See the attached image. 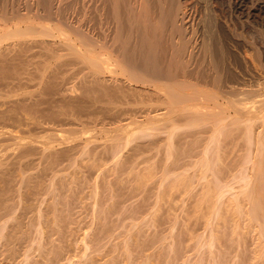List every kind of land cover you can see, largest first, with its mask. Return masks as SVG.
Wrapping results in <instances>:
<instances>
[{
    "label": "rangeland",
    "instance_id": "rangeland-1",
    "mask_svg": "<svg viewBox=\"0 0 264 264\" xmlns=\"http://www.w3.org/2000/svg\"><path fill=\"white\" fill-rule=\"evenodd\" d=\"M12 1L13 0L0 1V22H2V19L5 16H3L5 11L7 17H10V14L13 15V11L15 10H19L21 11V13L25 14V6H27V3H29L30 1V4H32L33 7H36V2H34L35 4H33L32 1L37 0ZM101 1L102 0H55V5L62 6L60 8L61 10L63 9V15L64 13L65 16L68 14L66 17H68L70 21L72 20L71 22L75 26L82 24L81 26L83 30L85 28V31L92 35V37L96 38L94 39L96 42H99L97 46H101L104 45L103 40H105L107 37L108 38L106 41L111 39L110 35L113 31V23L112 21H110L111 19L108 18L112 15L107 12L110 5H108V3L106 4L107 0H103L106 6L108 5L107 7H105L104 2ZM240 1L243 2L244 0ZM247 1L248 0L244 1L245 9ZM59 2H61L62 5L61 3L60 5H57V3L59 4ZM188 2L196 5L193 6V8H197L195 11L199 15L201 14L200 16L196 14V16L199 18H197V21H202V24L199 23V43L201 44L200 49H202L204 44L202 42L204 40L201 41V39H205L202 34L205 31H209L210 29L208 28L209 25H206L208 23H204V21L206 20V17L209 16H207V13H209L208 10L211 11V9L215 10L214 13L217 14V17L222 19L223 22H227L226 24L230 29L235 30L238 35H243L245 39L247 37L246 40H249L250 36H252L255 32L253 37L256 38V47H264V0H254L256 5V17H254L250 21H248L246 18H243V23L245 21H248V25H245L247 29L245 28L243 23L242 26L241 23L238 24L236 21H234L235 18H232L231 14H229L231 17L225 14L224 18V14L220 11V5L223 3L226 4V7H228L227 4H229V0H206V3H203L204 0H188ZM12 4H15V8H18L11 10L14 7ZM204 5H207V7H205ZM98 7L101 8L98 9ZM7 12L9 13V15ZM104 13H106L107 15L105 14V16ZM81 20L82 23H80ZM106 21L107 23H105ZM96 24H99V26H97ZM247 31H253V34L250 32L249 34ZM101 32L104 34V36ZM243 39L240 37V39H238V42L242 47L241 49H243V51H246L248 45H246L245 43L243 44V42H245ZM96 42L94 43L97 44ZM109 42L110 41H108V43ZM48 44L50 43H47V45ZM110 44H106L107 47H109ZM50 45L51 47H53L52 49ZM50 45L47 46L49 47V49H44L45 45L43 46L41 44H37V47H35V45L33 47L32 44H30V49H28V45H24L20 50V47L17 48L18 46H8L10 47L8 49L7 47H4L7 50L0 49V109L2 110H0V116H3H1L2 118H0L2 121L3 119H5L4 115H7V119L8 117H10V119L5 120L9 121V123L11 120H14L10 123L11 125H8V128H5L7 127L6 121L3 120L4 123L2 122L1 124H5V127L3 126L4 130L11 129L17 134H19L22 130L21 133H29V137H31V135H33L32 137H40L41 135L44 136L47 134L44 137H51V140L53 139L55 141H59L60 138L57 134L60 135L61 132L62 135L70 136L72 138H76L79 136L84 137L86 131L88 133L89 131L91 132L93 130V126L94 130H98L103 127H100V125L103 124L102 122L99 125V121L101 120V113L99 115L96 114L95 116L93 112L94 110H98L95 108H100V106L102 105V107H104L105 105L101 102V93L98 94V90L95 92H97L96 94L100 96L99 98H97V101L101 98L99 100L101 102V105L98 106V104L100 103L99 101L97 105V101H94V98L98 97L94 93V89L96 90V88H99V86L102 88V84L106 86L104 83V79H102L103 81H101L100 79V82H98V86L97 82H95L98 78H96L95 80V78H92L93 75H91V73L94 74V71H92L93 69L90 67L86 68V65L78 63L80 61L76 58L75 60L77 61V63L74 62L73 58L72 63L70 61L71 58L68 57L67 59H69V63H63L64 61H62V58L66 57L63 56L61 58L62 60H59V63L57 64L56 62L58 61V58L55 62L54 60L56 58L54 59L50 55L53 49H55V46H53L52 44ZM25 46H27V49L25 48ZM2 50L4 52H2ZM22 50L24 54L23 52H20ZM49 50L50 53L47 52ZM38 51H41L40 55L42 54V58L39 57ZM32 52H34V55L38 53L36 55V59L33 58L35 57L33 54H29ZM48 53L50 55L49 57ZM26 54H29L30 56H27ZM43 55H46L48 58L46 59V56L43 57ZM43 58L47 60V62L45 61V64L51 62V65H53L52 68H55L56 71L51 67H49L50 69L46 68V66L44 65V61L41 65L40 61L44 60ZM258 58L259 57H256L257 76L255 88L256 92L258 91L256 94L259 96L260 93H264V59H262L261 62V59ZM37 63H39V68ZM67 63L68 65L70 63H75L77 65L74 64L72 66V64H70L69 67L67 66ZM83 66L86 68L85 70H82L84 69ZM43 67H45L46 69H44ZM72 67H75L74 71ZM88 69H91V73L86 71ZM26 70L28 73L26 72ZM38 70L43 71V73ZM45 70L48 71L46 72ZM23 73H25L26 75ZM75 78H77L78 80H76ZM87 78L89 80H87ZM107 87H109V85H107ZM24 94L25 97H22L24 96ZM258 96H256V99H259L257 98ZM31 102H33V104ZM61 111L64 113H61ZM97 113H99V111H97ZM99 116L100 118L97 121V117ZM89 122L91 123L88 124ZM1 124L0 127H2ZM38 124L40 127L38 126ZM25 128L26 130H24ZM1 129L3 128H0V130ZM70 131H72V133H70ZM50 134L52 136H50ZM54 134H56V137L58 138L54 139ZM25 136L27 137L28 135ZM74 144L76 145L78 144V142ZM75 145L71 146L73 147ZM81 147L82 152L80 149ZM81 147H73L72 152L70 151L72 155L69 154V152L68 154H66L68 156L64 155L65 158H63L64 156H61V158H57V160L53 158L51 159L48 157V153H50V151L46 150L47 152H44L42 154V156H45L46 159L45 157H41V154H37L38 157L37 155H35L28 160L30 161L28 162V164H31H29V166H26V164L22 165L21 163L18 165L16 164L13 167H9V169L7 167L3 169L0 168V216H5V218H10V216L14 217L10 218L9 222L12 221V223L10 222L8 224L6 232L4 231L7 236L3 232L4 234L2 238L4 239H1L0 241V264H264V250L262 251V253H260V250L264 249V247H261V245H263V242L261 244L260 241H263V239L258 234V228L256 229L254 226V229L253 227L251 228L252 222L249 221V218H247L249 217V203L246 199L244 200L245 197H240L241 211L240 209H237L238 206H235V203H227L228 199L226 197L224 198L226 202L222 199L225 203L222 201L218 203V201L214 199L213 192L210 193L212 190L218 191V187H216V184H206L205 186H202L201 184L200 186H198L197 178L195 177V175H197L198 173L194 167V162L197 160L196 158H194L193 162V158L187 157L186 154L184 157L183 152H176L177 154H175L168 163L167 169L171 171L167 170L166 173H164V161L166 158L162 155H156V157L152 155H137L138 157L141 156L140 158L132 155L127 156L130 158L132 157L131 159H128L123 155L118 157L112 155L111 157L109 156V153L104 154L102 153V151L94 149L92 143H90V145H83ZM77 148H79L80 150ZM73 150L75 151L74 153ZM113 157H115V160ZM119 157H121L123 160ZM33 158H35V160ZM186 159L188 162L186 161ZM172 160H174V162ZM189 160H191V162ZM118 161L121 163H119ZM23 163H25V160L23 161ZM114 163L117 165H115ZM185 163H188V166ZM228 163H230L229 165L230 167H232V161H228L226 167H223V165H221L222 175L224 173L226 175L230 174ZM177 166L178 171L176 170ZM14 167H17V170H15ZM29 167H31L32 169ZM170 167H172V169ZM193 167L195 171L193 170ZM188 168L191 169H189L190 172H185V174H187L188 176L183 175L184 172L182 171H185V169L188 170ZM224 168L228 169H225V171L229 172H224ZM5 169L8 172H6ZM180 169L183 170L179 171ZM180 172L182 173L184 178L186 177L185 181H183L184 178L182 177ZM193 172H195V175ZM6 173L8 175H6ZM164 174L165 177L168 175L166 177V180L164 178ZM175 174L177 177L175 176ZM177 174L180 175V177ZM170 175L174 176L169 177ZM168 177L170 180L168 179ZM191 177L194 178V180ZM189 180L192 184L189 182ZM182 181L185 183V185H183L184 183ZM174 185L177 187H175ZM210 185H212L215 189L212 186L211 188L213 189H211L209 187ZM208 192L210 193L209 195ZM206 195L208 196L206 197ZM210 195L211 198L213 197V199H210ZM221 202L222 204L224 203L222 207H220ZM39 214L41 216H39ZM31 215H33L34 217H32ZM20 216L25 223L21 221V219L19 218ZM15 218H19L20 221L16 220ZM18 221L19 223L21 222L20 225L18 224ZM239 221L242 224H240ZM2 222L3 221L0 222V225H2ZM26 224L29 225L26 226ZM42 225L44 229L42 228ZM19 226L21 228H19ZM16 228H18L19 230ZM40 228L42 229L40 230ZM12 229L14 231L16 230L15 232L19 233L20 235L18 234L17 236V233L12 231ZM255 230L258 232L256 233ZM9 231H11L12 234L10 236ZM213 235L215 236V239ZM11 236L12 238H10ZM258 236L259 238H256ZM9 238L10 242L8 244ZM12 239L14 240L13 242L11 241ZM16 239L17 241L15 242ZM258 243L261 245H259Z\"/></svg>",
    "mask_w": 264,
    "mask_h": 264
},
{
    "label": "bare ground",
    "instance_id": "bare-ground-1",
    "mask_svg": "<svg viewBox=\"0 0 264 264\" xmlns=\"http://www.w3.org/2000/svg\"><path fill=\"white\" fill-rule=\"evenodd\" d=\"M244 1L241 2L240 0H229V4H227L228 7L225 6L226 4H223L221 2L222 3L220 5L221 9L220 8L219 9L224 14V18H225V14L226 15L231 14L232 18H235L234 21H236L238 24L241 23L242 26L243 24L244 26L245 25L247 26L248 21L256 17L255 16L256 15V5H255L254 0H248L246 9H245ZM32 2L33 4H35L34 2H36V7H33V5L30 4V1L29 3L26 2L27 6H25L26 7V10H25L26 13L24 12L25 14L21 13V11L19 10H15L13 11L14 12L13 15L10 14V17L9 16L7 17L6 16L7 14L5 11V13L3 14V16L4 15L5 16L3 17L2 22H0V49L7 50L8 48H10L8 46H11V47L18 46L17 48L20 47L19 48L20 50L21 48H23L24 45L29 46L30 44H32L33 47L34 45L35 47H37V44H41L43 46L45 45L44 49L45 48L49 49V47L47 46L52 44L53 46H55V49H53V51L51 50L52 51L51 53H50V50L47 52L50 53L52 58L54 59L56 58V59L55 60L50 59V60H54L56 62L58 58V61L56 62L57 64L59 63V60H62V59H63L62 61H64L63 63H66V62L69 63V59H67L68 57V58H71L70 60L71 62L74 60V62L77 63V61L75 60L76 58L80 61L78 63H82L83 65H86V68L88 67L92 68L93 69L92 71H94V74L91 73L90 71L91 69H88L86 71L91 73V75H93L92 78H95V80L96 78H98L95 81L97 82V84L98 82H100V79L101 81H103L102 79H104V83L106 85L104 86L102 82L101 83L102 88L98 84L99 88H96V90L94 89L95 94L97 92L98 94L101 93L102 99L101 98L100 99H101V102L105 104L104 107H102L103 105L100 106L101 105V102L99 101L100 99H98L100 103L97 101V98H99L100 96L96 94V96L98 97L96 96H95L96 98L93 97L94 101L95 102L97 101L96 105L99 103L98 106H100V108H95V109H98L97 111H99V113H97V111L95 110L93 113L95 116L96 114L99 115L101 113V120L99 121V125L102 122L103 124L100 125V127L101 126L103 127L98 130H94V126H93L94 131L92 130L91 132L89 131L88 133L86 131V134L84 133L85 134L84 137L75 136L76 138L62 135V132H61L60 135L57 134L58 137L60 138L59 141H55L53 139L51 140V137L50 138L44 137L47 134L44 136L41 135L40 137L35 136L36 137L35 138V137H32L33 135L29 137L30 134L27 133V131H26L27 134H25L24 132H23L24 134L21 133L22 132L21 129H20L21 134L20 133L17 134L15 133V131L11 129L4 130L5 124L2 125L1 123L2 122L4 123V121H6L7 127L5 128H8V125H11L10 123L14 120H11L9 123V121L7 120H9L10 117H8L7 119L6 117L7 115H4L5 119L7 120L3 119L4 121L3 120L1 121V118L3 117L1 115L2 117L0 116L1 117L0 124L2 127L0 128H3V129L0 130V168L3 169L7 167L9 169V167H13L16 164L18 165L21 163L22 165L26 164V166H29L30 163L28 164V162L30 161L28 160L31 157L37 154L39 155L41 154L40 155L41 157H45V156H42V154L44 152L46 153L47 152L46 150L50 151V153H48L49 158L51 159L53 158L57 160V158L60 159L61 156L68 154L70 151L72 152L73 147L76 148V146L77 147L78 146L81 147L83 145L86 146L92 143L94 149L102 151V153L104 154L109 153L110 154L109 156L111 157L112 155L115 157L116 156L118 157L121 155H123L124 157L132 156V155L136 157H138L139 155H149V156L152 155L155 157L156 155L165 156L166 159L164 161V173H166V171L169 170L167 168H168V163L170 159L175 154H177L176 152H183L184 157L186 154L187 157L193 158L192 159L193 162H194V158L197 159L194 162L195 163L194 167L198 174L196 173L197 175H195V172L193 173L195 177L197 178L198 186H200L201 184L202 186L203 185L205 186L206 184L209 185L213 183L217 185L216 187H218V191L212 190L210 193L213 192L214 199L217 200L218 203L220 201L224 202L225 201L224 198L226 197L228 199L227 203H235V206L236 205L238 206L237 209H240L241 211L240 197H245L244 200L246 199L250 205L248 209L249 217L247 218H249L250 219L249 221L252 222L251 228L253 226L256 229L258 228L257 229L259 230L258 234L263 239V241L262 240L260 241H261V244L263 242V245L259 243L258 244L261 245V247H264V93H263L264 91L262 92L263 94L260 93V95L258 96L256 94L258 91L256 92V88H255L256 76H257L256 75V60H257L256 57H259L261 59L260 61L262 62V59H264V49H263L264 47L262 46H260L259 48L256 47V41H255L256 38L253 37L255 32L253 34V31L252 32L249 31L250 33L253 34L252 36H250L249 35L250 33L247 31L249 33L248 35L250 36V39L246 40L247 37L245 39L243 35L241 34L238 35V33H236L235 30L230 29L229 26L226 24L227 22L226 23L223 22L222 19L217 17V14L214 13L215 10H212L210 8L211 11L208 10L210 14L207 13V16L208 15L209 16L206 17V20L204 21V23L205 22L208 23L206 25L207 26L209 25L208 28L210 29L209 31H207L208 33L205 31L203 33L204 35L202 34V36H204L205 39L200 38L201 41L204 40L202 41L204 43L203 47L202 49H200L201 44L199 43V33H200L199 23H201L202 21L201 22L197 21L198 17L196 16V14L198 13L195 11L197 8L196 9L195 7L193 8V6H196V5H193L192 3L188 2V0H107L106 4L108 3V5H110L107 12H109L112 15L111 16L112 18L111 17H108V18H110L111 19L110 21H112L113 23L112 25L113 31L110 35L111 39L108 40L111 42V44L110 42L108 43V41H106L108 38L107 37L105 40H103L104 45L100 44L101 46H97L99 42H96L94 40L96 38L92 37V35L86 32L85 28L83 30L81 26L82 24L75 26L71 22L72 20L70 21L69 18L66 17L68 15L67 13H66L67 14L66 16H65V13L63 15V11H62L63 9L61 10L60 8L62 6H56L55 0H37V1H32ZM60 3L61 2H59V4L57 3V5H60ZM203 3H206V0H204ZM106 4L104 5L105 7L108 6V5L106 6ZM204 6L207 7V5H204ZM17 8L18 7L15 8L14 6L13 9L11 10H14ZM100 8L98 7V9ZM105 14L106 13H104V15ZM200 15L198 14V16ZM243 18H246L248 21H245L243 23ZM80 23H82V20ZM105 23H107V21ZM97 26H99V24ZM206 30H207V27H206ZM240 37L242 39L244 38L243 40L245 42H243V44L245 43L246 45H248V48L246 49V51H243V49H241L242 47L238 42L239 41L238 39H240ZM94 42H96L97 44H95ZM47 43H50V44L47 45ZM4 44L7 46H5ZM106 44H110V46L108 45L109 47H107ZM4 47H7V49ZM26 47L27 46H25V48ZM52 48L53 47H51V49ZM28 49H30V46ZM3 50L2 52H4ZM23 50L20 52H23ZM40 52L38 51L39 57H41L42 55V54L40 55ZM47 52H46V55H47ZM33 53L34 52L29 53V54L32 55ZM38 53H36V55ZM49 53H48V57L50 56ZM256 53H257V56H256ZM36 55H34L35 56L33 57L34 59H36ZM45 56L43 55V57ZM63 56H66V57H63ZM48 57L46 56L45 58L47 59ZM46 59L40 61L41 65L44 61V65L46 66V68H49V67L52 68L53 65H51V62L48 61L49 63L45 64V61L47 62ZM64 59L68 61H65ZM55 62H54V65H55ZM68 63H67V66H69L73 62L70 63L69 65ZM38 64L39 63H37V65ZM74 64H72V66ZM39 67L40 66L38 65V68ZM43 68L46 69L45 67ZM74 68H73V71L75 70ZM83 68L84 69L82 70L86 69L84 66ZM263 68H264V65H263ZM52 69H55V68H52ZM48 70H45V71L47 72ZM40 72L43 73V71H40ZM41 75H44V74H41ZM75 79L78 80L77 78ZM87 80L89 79L87 78ZM105 80H108V81H105ZM107 85H109V87H107ZM256 96H258L257 98L259 99H256ZM22 97H25V94ZM31 103L33 104V102ZM61 113H64V112L61 111ZM99 118L100 116L97 117V121ZM90 123L91 122H89L88 124ZM83 129H84V125H83ZM24 130H26V128ZM70 133H72V131H70ZM25 135H28V136L26 137ZM57 135L54 134L53 136L54 139L58 138L56 137ZM50 136L52 135L50 134ZM77 142L78 144L75 145L74 143H77ZM71 145H75V146L72 147ZM80 149L82 152V147ZM71 152L69 154H71ZM74 152L75 151L73 150V153ZM115 157H113L114 160H115ZM63 158H65V156ZM119 158L122 159L121 157ZM127 158L129 159L130 157H127ZM33 159L35 160V158ZM24 160H25V163H23ZM172 161L174 162V160ZM189 161L191 162V160ZM228 161H232L231 163L232 167H230L229 165L230 163H228L229 168H230V174L226 175L224 173L225 175L224 174L222 175L221 165H223V167L224 166L226 167ZM105 164H106V160H105ZM17 167L16 168L14 167V169L17 170ZM172 167L170 168L172 169ZM194 167H193V170H194ZM190 168H188V170H186L187 169L186 168L185 171H182L184 169L183 168L182 170L180 169L179 171L184 172L183 175H187L185 174V172L186 171L190 172L191 170ZM177 169H178V166L176 170ZM225 169L226 168H224V172H229V171H225ZM6 172L8 171L6 170ZM11 173H12V170H11ZM6 175L8 174L6 173ZM173 176L170 175L169 177H173ZM178 176L180 177V175ZM166 177L164 174L165 180H166ZM185 178L183 181H185ZM192 179L194 180V178ZM183 185H185V183ZM211 186L212 185H210L209 187L211 188ZM210 193L208 192V195ZM208 195H206V197ZM211 195H210V199H213V197L211 198ZM222 202H221L220 207H222V205L226 201L223 204ZM31 216L34 217L33 215ZM39 216L41 215L39 214ZM10 218H14V217L10 216ZM10 218L9 217L5 218V216H0V222L3 221L2 225H0V241L1 239H4L2 238V236L6 232V229L8 228V224L10 222L12 223V221L9 222ZM19 218L21 219L22 222H24L21 216ZM19 218L18 219L15 218V219L20 221ZM19 221H18V224L20 225L21 222L19 223ZM240 224L242 223L240 222ZM27 225L29 224H26V226ZM19 228L21 227L19 226ZM42 228H43V225H42ZM42 228H40V230ZM12 231L14 230L12 229ZM9 232H10L9 236L12 235L11 231ZM257 232L258 231H256V233ZM18 234L19 233H17V236ZM259 236L256 238H259ZM10 238H12V236ZM10 238L8 240V244L10 242ZM214 239H215V236H214ZM11 241L13 242L14 240L12 239ZM16 241L17 239L15 240V242ZM263 250L264 249H261L260 253H262Z\"/></svg>",
    "mask_w": 264,
    "mask_h": 264
}]
</instances>
